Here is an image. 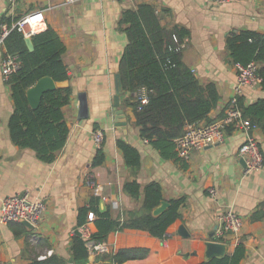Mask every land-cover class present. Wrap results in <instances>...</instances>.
I'll list each match as a JSON object with an SVG mask.
<instances>
[{
    "label": "crops",
    "instance_id": "crops-1",
    "mask_svg": "<svg viewBox=\"0 0 264 264\" xmlns=\"http://www.w3.org/2000/svg\"><path fill=\"white\" fill-rule=\"evenodd\" d=\"M150 4L162 24L178 25L189 31L184 42L183 62L201 84L214 83L220 94L210 121L220 119L236 96L237 71L228 56L227 39L232 33L252 31L264 35V0H242L217 5L211 0H19L15 11L7 0H0V19L18 20L43 11L45 30L51 27L66 46L63 56L68 67L72 102L64 108L70 134L56 160L47 164L30 149L14 145L8 128L14 110L10 87L2 76L5 46L0 47V215L4 198L29 194L44 201L47 209L37 229L16 236L12 223H0V264H28L53 254L70 258L69 249L76 234L80 208L94 196L86 185L92 173L102 186L101 209L110 208L114 218L123 211L140 208L141 203L124 192V184L137 180L144 188L157 182L165 202L185 199L181 217L168 229V238H155L137 230L114 232L106 240L104 254L125 249H145L147 256L124 264H201L206 262L207 243H223L228 255L242 244L246 256L240 264H264V166L245 174L238 152L246 136L232 130L225 142L193 155L190 162L164 159L159 151L140 136L133 106L123 105L130 95L120 97L126 116V130L115 124L114 98L119 63L127 37L119 27L122 13ZM165 10L170 13L167 14ZM1 32V30H0ZM86 93L89 116L79 118V95ZM246 104L264 98L261 88L244 87L240 94ZM201 124H207L202 122ZM105 136V162L92 168L98 149L95 131ZM253 136L264 157V131L256 128ZM136 147L141 168L133 176L124 163L117 141ZM216 191V196L211 194ZM225 210L239 215L244 226L237 235L219 236L217 217ZM21 225V224H20ZM96 232L94 223L89 225ZM18 231V230H17ZM90 264L96 257L90 249ZM98 264H110L99 262Z\"/></svg>",
    "mask_w": 264,
    "mask_h": 264
},
{
    "label": "trees",
    "instance_id": "trees-1",
    "mask_svg": "<svg viewBox=\"0 0 264 264\" xmlns=\"http://www.w3.org/2000/svg\"><path fill=\"white\" fill-rule=\"evenodd\" d=\"M165 12L170 13L168 10ZM15 21L8 16L2 17L0 30L3 25L10 28ZM119 27L127 37L119 74L123 95H130L123 105L134 107L136 125L143 140L148 141L164 159L181 162L175 140L184 134L187 126L211 122L209 116L220 101L219 91L214 83L201 84L183 62L182 45L189 37V31L178 25H163L152 5L141 4L136 9L125 10ZM37 28L40 32L32 37L33 51L28 49L26 39L17 30H12L5 40L4 57L18 55L21 62L19 70L7 81L14 102L8 128L14 145L34 151L40 161L51 164L68 142L70 129L64 108L72 102L73 88L68 86L46 92L39 106L31 107L27 92L42 78L49 77L58 83L70 79L63 60L66 46L61 38L51 27L41 31L44 26L39 24ZM227 51L234 65L259 64V75L263 80L261 89L264 91V35L252 31L232 33L227 39ZM143 88L149 92L150 102L138 111L135 97ZM237 108L253 127L264 131V98L246 104L239 96ZM228 131L231 133L232 129ZM117 146L123 153L126 167L136 176L141 168L140 152L123 140H118ZM104 162L102 148L97 151L91 166L97 168ZM141 189L137 180L124 184V192L141 205L138 209L123 211L118 218L112 216L110 208L101 209L100 197L92 196L88 204L78 211V228L87 223L92 212L96 216L93 222L96 232L92 234V241L106 242L110 234L126 230L144 231L155 238H164L169 227L181 217L180 211L186 200H170L162 213L154 215V210L164 202L162 187L157 182L150 183L144 188L143 195ZM13 227L17 237L26 233L20 224ZM88 242L75 234L69 259L53 254L45 259H32L28 264H90ZM147 254L145 249H125L101 254L95 263L124 264L144 259ZM245 256V248L239 244L232 254L201 264H240Z\"/></svg>",
    "mask_w": 264,
    "mask_h": 264
},
{
    "label": "built area",
    "instance_id": "built-area-1",
    "mask_svg": "<svg viewBox=\"0 0 264 264\" xmlns=\"http://www.w3.org/2000/svg\"><path fill=\"white\" fill-rule=\"evenodd\" d=\"M78 0H67V4L76 3ZM217 5L236 3L242 0H211ZM9 8L12 11L18 6L19 0H7ZM44 23L43 11L33 12L16 20L9 28L7 25L2 26L0 32V47H3L5 40L12 30H17L22 33L24 38H32L36 33L40 32L37 28L39 24ZM43 31V30H41ZM184 48V45H182ZM21 66L18 55H8L2 63V76L8 81L11 75L16 73ZM237 71V88L236 96L231 99L228 106L225 108L222 118L217 119L207 124H192L187 126L184 134L175 140L176 152L178 158L184 162H190L193 155L197 152H202L210 147L220 145L225 142L228 135V130L231 128L236 132H240L246 136L245 143L239 149L238 156L244 160L245 174H249L261 170L264 166V157L260 148V143L253 136L256 127L251 125L250 120L244 118L241 110L237 108L238 97L244 87L261 88L262 77L259 75V64L250 63L247 66L240 64L235 65ZM135 102L138 111L147 106L150 102L149 92L143 88L136 94ZM93 140L96 148L101 150L105 143V136L102 131H95ZM86 185L93 191L94 196H102V186L96 181L92 173L86 176ZM211 194L215 197L216 191L211 190ZM47 209L44 201L31 199L29 194L14 195L3 199L0 223L9 225L12 223L28 222L34 229H37L42 215ZM96 216L90 213L87 223L79 229L82 237L89 242L92 241V232L89 228ZM217 232L219 236L226 234L237 235L244 226L243 219L232 210H225L217 217ZM170 234H166L164 238H168ZM107 250L105 242H96L92 248L93 255L99 256ZM46 258V257H45ZM43 258V259H45Z\"/></svg>",
    "mask_w": 264,
    "mask_h": 264
},
{
    "label": "water",
    "instance_id": "water-1",
    "mask_svg": "<svg viewBox=\"0 0 264 264\" xmlns=\"http://www.w3.org/2000/svg\"><path fill=\"white\" fill-rule=\"evenodd\" d=\"M26 44L30 51L34 50L32 43V38H26ZM70 86L69 81L58 83L49 77L42 78L38 83L31 87L27 92L28 101L33 108H37L41 102L43 95L46 92L53 91L58 88H64ZM123 95V87L120 75L116 76V95L114 98V107L118 110L115 112V124L118 127H121L122 130H126V116L124 111L120 109V97ZM79 118L84 120L89 116V106L86 93L79 95ZM244 163V160H242ZM166 207H168L167 202H163L158 208L154 210V215H159L162 213ZM28 231H34V227L28 222H22ZM76 234L82 236L79 230L76 228ZM95 245V241H90L87 246L89 249H92ZM228 246L223 243L209 242L207 243V252H206V261H211L214 259L223 258L228 255Z\"/></svg>",
    "mask_w": 264,
    "mask_h": 264
},
{
    "label": "rangeland",
    "instance_id": "rangeland-1",
    "mask_svg": "<svg viewBox=\"0 0 264 264\" xmlns=\"http://www.w3.org/2000/svg\"><path fill=\"white\" fill-rule=\"evenodd\" d=\"M89 243V242H88Z\"/></svg>",
    "mask_w": 264,
    "mask_h": 264
}]
</instances>
